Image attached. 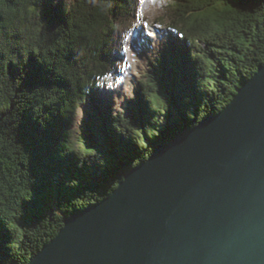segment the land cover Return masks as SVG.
Returning <instances> with one entry per match:
<instances>
[{
	"label": "trees",
	"instance_id": "1",
	"mask_svg": "<svg viewBox=\"0 0 264 264\" xmlns=\"http://www.w3.org/2000/svg\"><path fill=\"white\" fill-rule=\"evenodd\" d=\"M263 1L2 0L0 264L225 108L264 64Z\"/></svg>",
	"mask_w": 264,
	"mask_h": 264
},
{
	"label": "water",
	"instance_id": "2",
	"mask_svg": "<svg viewBox=\"0 0 264 264\" xmlns=\"http://www.w3.org/2000/svg\"><path fill=\"white\" fill-rule=\"evenodd\" d=\"M28 264H264V65Z\"/></svg>",
	"mask_w": 264,
	"mask_h": 264
},
{
	"label": "rangeland",
	"instance_id": "3",
	"mask_svg": "<svg viewBox=\"0 0 264 264\" xmlns=\"http://www.w3.org/2000/svg\"><path fill=\"white\" fill-rule=\"evenodd\" d=\"M148 1H157V0H148ZM149 23V22H148ZM139 25H140V28H142V27H144V25L141 23L140 24V22H139ZM145 33H147V35H148V31L145 29ZM124 35V32H121V36H123ZM132 39V38H131ZM130 39V40H131ZM133 55H137L136 53H133V52H131V56H133ZM123 78L121 77V76H118L117 78H114V77H112L111 79H109V80H107V85H114V84H116V83H119L121 80H122ZM247 81V80H246ZM128 92V91H127ZM72 215H70V217H71Z\"/></svg>",
	"mask_w": 264,
	"mask_h": 264
},
{
	"label": "bare ground",
	"instance_id": "4",
	"mask_svg": "<svg viewBox=\"0 0 264 264\" xmlns=\"http://www.w3.org/2000/svg\"><path fill=\"white\" fill-rule=\"evenodd\" d=\"M263 2H264V1H263ZM165 6H166V5H165ZM235 8H236V7H235ZM162 10H163V9H162ZM236 10H237V9H236ZM242 13H243V12H242ZM256 13H257V12H256ZM259 13H260V12H259ZM235 14H236V13H235ZM244 16H245V15H244ZM242 21H243V20H242ZM227 22H228V21H227ZM250 24H251V23H250ZM231 25H232V24H231ZM251 25H252V24H251ZM239 26H240V25H239ZM260 26H261V24H260ZM242 30H243V29H242ZM260 30H261V29H260ZM228 31H229V30H228ZM228 31H227V32H228ZM141 32L145 33V28H144V27L141 28ZM262 32H263V31H262ZM262 32H261V33H262ZM229 36H230V35H229ZM231 36H232V35H231ZM260 38H261V37H260ZM113 39H114V38H113ZM223 39H224V38H223ZM167 40H168V39H167ZM262 40H263V39H262ZM140 41H141V39H140ZM254 42H255V41H254ZM141 43H142V42H141ZM258 43H259V42H258ZM236 44H237V43H236ZM249 44H250V43H249ZM178 46H179V45H178ZM234 47H235V46H234ZM240 47H241V46H240ZM147 48H148V47H147ZM217 48H218V47H217ZM215 49H216V48H215ZM231 49H232V48H231ZM216 51H217V50H216ZM257 52H258V51H257ZM224 53H225V52H224ZM226 57H227V56H226ZM223 60H224V59H223ZM108 65H109V64H108ZM154 65H155V64H154ZM263 65H264V64H263ZM263 65H262V66H263ZM106 66H107V65H106ZM228 66H229V65H228ZM232 70H234V69H232ZM257 70H258V69H257ZM250 78H251V77H250ZM250 78H249V79H250ZM247 80H248V79H247ZM103 85H104V84H103ZM240 87H241V86H240ZM236 91H237V90H236ZM177 95H178V94H177ZM131 97H132V96H131ZM223 109H224V108H223ZM223 109H222V110H223ZM200 122H201V121H200ZM75 169H76V168H75ZM69 217H70V216H69Z\"/></svg>",
	"mask_w": 264,
	"mask_h": 264
},
{
	"label": "snow or ice",
	"instance_id": "5",
	"mask_svg": "<svg viewBox=\"0 0 264 264\" xmlns=\"http://www.w3.org/2000/svg\"><path fill=\"white\" fill-rule=\"evenodd\" d=\"M0 3H2V0H0Z\"/></svg>",
	"mask_w": 264,
	"mask_h": 264
}]
</instances>
